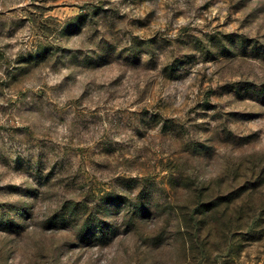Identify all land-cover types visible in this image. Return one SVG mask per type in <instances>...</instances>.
<instances>
[{
	"label": "rangeland",
	"instance_id": "1",
	"mask_svg": "<svg viewBox=\"0 0 264 264\" xmlns=\"http://www.w3.org/2000/svg\"><path fill=\"white\" fill-rule=\"evenodd\" d=\"M0 264H264V0H0Z\"/></svg>",
	"mask_w": 264,
	"mask_h": 264
}]
</instances>
